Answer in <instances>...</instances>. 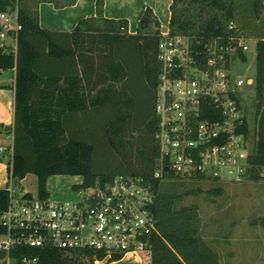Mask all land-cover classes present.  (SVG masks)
Listing matches in <instances>:
<instances>
[{"label": "trees", "instance_id": "1", "mask_svg": "<svg viewBox=\"0 0 264 264\" xmlns=\"http://www.w3.org/2000/svg\"><path fill=\"white\" fill-rule=\"evenodd\" d=\"M195 9L181 6L187 0H173L171 27L204 33L207 37L229 40L231 35L253 36L256 40V99L253 106L256 123L252 134L253 150L249 155L253 168L250 177H264V22L247 28L237 19L230 0H190ZM41 2L56 7L73 5L77 0H0V11L16 14L22 27L17 32L16 45L0 44V69L15 68V108L12 128L13 143L8 153V181L0 187V214L9 203L8 184L11 177L24 178L35 173L38 196L50 195L47 180L53 174L82 175V183L73 187L104 184L114 174H97L93 169L96 145L73 134L71 117L81 112L103 108L109 118L103 126V140L112 148L129 147L134 154L146 156L156 165L158 156L157 130L159 119L155 102L159 83L157 44L159 29L148 31L160 20L147 6L136 32L129 31L128 18H109L104 15L105 0H96L99 20L82 18L73 29H51L40 24ZM257 17L264 0H252ZM237 21V22H235ZM258 28V30H257ZM2 25L0 24V31ZM8 33H13L9 30ZM251 36V37H252ZM247 60V54L240 53ZM39 68L57 71L39 72ZM50 70V69H48ZM147 75L151 81L149 109L142 119L135 118L139 101L129 90L134 75ZM126 129L131 133L129 137ZM145 131L142 142L131 139L135 131ZM250 131L248 121L244 126ZM141 143V144H140ZM12 148V151H11ZM1 157V156H0ZM2 160V158H1ZM148 164L144 162L143 167ZM154 171H131L126 175L145 176L154 191L153 212L159 233L153 235L152 248L142 251L143 264H220L219 251L199 233L195 207H178L181 193L161 190V178ZM221 191L222 187H217ZM32 195L31 192H27ZM5 228L0 224V233ZM7 251L0 248V264ZM37 256V264H96L105 252L90 248H59L54 246L20 245L9 251L11 257ZM113 255L102 264L119 260Z\"/></svg>", "mask_w": 264, "mask_h": 264}, {"label": "built area", "instance_id": "2", "mask_svg": "<svg viewBox=\"0 0 264 264\" xmlns=\"http://www.w3.org/2000/svg\"><path fill=\"white\" fill-rule=\"evenodd\" d=\"M0 18V44L6 43L9 30L16 41L22 27L17 15L0 11ZM163 26L157 44L159 153L153 176L244 181L253 168L249 158L252 134L244 130L246 119L250 129L248 111L253 99L240 87L254 85V78H244L236 69L238 60L247 61L240 53L247 54L253 37L238 34L225 41L178 30L170 23ZM7 148L0 145V155ZM84 188L80 199L56 200L50 195H28L27 190L14 195L8 184L9 203L0 214L5 228L0 234L8 237L0 243L8 252L3 264L38 263L37 256L9 255L20 245L104 251V258L96 259V264L129 253L142 260V251L151 250L152 237L159 233L150 180L143 175L120 174L104 184Z\"/></svg>", "mask_w": 264, "mask_h": 264}, {"label": "rangeland", "instance_id": "3", "mask_svg": "<svg viewBox=\"0 0 264 264\" xmlns=\"http://www.w3.org/2000/svg\"><path fill=\"white\" fill-rule=\"evenodd\" d=\"M230 1L234 4L237 19L255 33L252 27L253 25L262 26L264 8L260 17H257L252 7V0ZM178 6L190 7L193 10L197 4L187 0V2L179 3ZM158 15L160 24H152L148 31L158 30L162 25L161 22L163 27L167 28L169 8L165 4L160 5ZM248 43L250 47L247 51V61L238 60L236 70L238 75L244 78L248 76L255 78L256 40L253 38ZM51 70L57 71L56 68H39L41 73ZM150 89L151 81L147 75L140 77L135 74L129 81L128 91L139 101L135 115L137 120L142 119L143 114L150 107ZM240 90L250 95L253 100L256 99L253 84H244ZM244 101L247 102V99ZM248 112L250 130L253 134L256 123L253 104ZM108 118V108L106 110L100 108L78 113L69 121L75 136L96 145L93 159L94 171L99 175L104 173L120 175L131 171H141V169L147 173L151 170L155 171L156 165L149 162L146 156L137 152L133 154L129 147L112 148L110 143L103 140V126ZM126 131L128 133L126 136L129 137L131 133L127 129ZM145 137V131L141 129L135 131L131 139L142 142ZM1 158L4 159L2 161L7 162L8 153ZM144 162L148 164L147 167H143ZM82 182V175L53 174L47 180V189L53 199L77 200L84 195L85 188L73 186ZM9 184L14 189V195H19L25 190L35 196L38 195V181L35 173H28L24 178L11 177ZM217 187H222V190L216 191ZM160 189L176 190L177 193H181V197L176 202L178 207L196 208L198 231L219 251L220 264H264V177L259 179L249 177L241 182H230L182 180L178 177L165 176L161 178ZM7 238L6 234H0V243ZM138 261V255L133 253L108 264H139Z\"/></svg>", "mask_w": 264, "mask_h": 264}, {"label": "crops", "instance_id": "4", "mask_svg": "<svg viewBox=\"0 0 264 264\" xmlns=\"http://www.w3.org/2000/svg\"><path fill=\"white\" fill-rule=\"evenodd\" d=\"M172 1L173 0H105L104 15L116 19L128 18L129 31L136 32L139 28V21L148 5L153 8L154 13L158 17L160 5L165 4V6L169 8V23L171 18L170 5ZM39 14L41 26L51 29H73L82 18L99 20L96 13V0H77L75 4L65 7H56L52 2H41ZM1 23L2 19L0 18V24ZM161 24L163 25L162 22ZM4 41L11 46L16 45L13 33H7ZM15 73V68L0 69V145L4 146H9L13 143L12 128L14 124L15 108ZM2 160L4 159L2 158ZM2 160L0 157V187L4 186L9 178L8 162ZM132 254L133 253H129L127 255L130 256ZM138 258L139 264H143L141 258Z\"/></svg>", "mask_w": 264, "mask_h": 264}, {"label": "water", "instance_id": "5", "mask_svg": "<svg viewBox=\"0 0 264 264\" xmlns=\"http://www.w3.org/2000/svg\"><path fill=\"white\" fill-rule=\"evenodd\" d=\"M251 80H253V79L251 78Z\"/></svg>", "mask_w": 264, "mask_h": 264}]
</instances>
